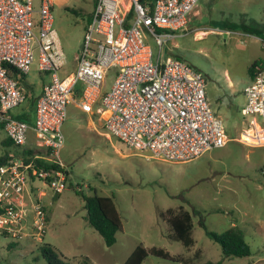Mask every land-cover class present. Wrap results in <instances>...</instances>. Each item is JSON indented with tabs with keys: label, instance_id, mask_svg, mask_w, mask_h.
Listing matches in <instances>:
<instances>
[{
	"label": "built area",
	"instance_id": "1",
	"mask_svg": "<svg viewBox=\"0 0 264 264\" xmlns=\"http://www.w3.org/2000/svg\"><path fill=\"white\" fill-rule=\"evenodd\" d=\"M201 1L130 0L125 11V0H94L76 70L64 76L57 0H0V129L16 147L0 167V236L44 243L48 215L31 185L38 180L56 193L67 189L68 168L60 155L69 105L97 112L109 137L152 161L189 163L229 143L223 121L210 107L203 75L183 61L160 57L174 33L188 30ZM147 34L159 49L156 58ZM36 55L48 81L29 124L18 119L28 112L14 116L12 111L27 101L24 82ZM244 95L250 126L264 132V63ZM31 130L36 149L27 146Z\"/></svg>",
	"mask_w": 264,
	"mask_h": 264
},
{
	"label": "rangeland",
	"instance_id": "2",
	"mask_svg": "<svg viewBox=\"0 0 264 264\" xmlns=\"http://www.w3.org/2000/svg\"><path fill=\"white\" fill-rule=\"evenodd\" d=\"M216 2L221 10L226 6L233 10L232 17L226 15L230 22L260 31L261 41L240 37L239 42L237 39L229 42L223 48L225 54L220 57L194 58L198 71L205 78L206 92L209 87L214 89L222 67H236L232 71L234 76L248 77L252 63L247 65V62L255 58L264 60V0L258 3L244 0ZM93 4L94 0H60L55 6V29L67 59L64 76L76 70V56L82 49ZM130 4V0H125V11ZM219 14L218 11L208 15L206 20L221 24L224 19ZM146 38L156 58L158 47L148 34ZM47 81L48 75L38 70L36 55V62L26 76V83L31 87L30 90L26 88L28 96L32 93L33 97H38ZM112 83L107 81L106 89ZM30 101L13 110L12 115L23 110L34 119ZM225 122L229 143L224 148L209 151L192 162L178 164L148 160L144 157L147 154L109 137L105 129L100 133L90 130L86 115L75 104L69 105L60 155L68 168L67 189L56 193L38 180L31 185L33 195L41 200L48 215L44 243H15L0 236V263L48 264L39 249L48 245L59 260L70 264H124L136 247L143 245L146 249L161 248L174 257L185 259L187 264L220 260L223 264H264V147L239 143V130ZM5 140L8 137L0 129V157L7 151L16 150L15 146L5 147ZM27 146L37 148L33 130L28 134ZM95 194L112 198L122 220L123 230L117 233V242L111 247L88 221L85 197ZM182 209L193 215L195 243L188 248L172 240L168 223V218ZM168 210L173 211L172 214ZM234 222L245 232L251 257L223 259L220 245L206 234L205 230L222 234ZM143 264L180 263L149 255Z\"/></svg>",
	"mask_w": 264,
	"mask_h": 264
},
{
	"label": "crops",
	"instance_id": "3",
	"mask_svg": "<svg viewBox=\"0 0 264 264\" xmlns=\"http://www.w3.org/2000/svg\"><path fill=\"white\" fill-rule=\"evenodd\" d=\"M244 1L258 3L262 0ZM57 2H60V0H57ZM219 7L220 4H218L216 0H202L190 17L188 30L181 33H174L172 39L168 40L161 48L160 57L162 61L167 58L177 59L189 64L198 71V64L196 60H193L196 57L206 58L208 60L212 59L213 56L220 57L225 54L223 48H226L229 42L232 43L236 39V41L239 42L240 37L254 38L255 42L261 41L259 35L251 34L247 31V28L253 27L239 24L238 22H230L228 20L229 18L227 16L232 17L234 15L232 12L233 10L228 9L227 6L222 10V7ZM218 11L220 13L219 16L221 15L224 19L223 23L215 24L206 20L208 15L210 17L213 13H217ZM240 12L241 11H239V13ZM243 13L248 15L246 11H243ZM252 21H255V19L252 18ZM260 25L263 26V24ZM257 61L264 63V60L255 58L252 62L248 61L247 65L252 63V66ZM235 69L236 67H222V70L217 74L219 81L215 83L214 89L210 87L207 88V98L210 107H212L213 112L223 122L226 121L235 130H239L240 134L237 139L239 143L248 147H264L258 146L264 143V132H262L258 126L252 128L250 126V120L248 121V117L244 113V107L246 105L244 89L254 78L250 70L248 77H236L232 74V71ZM63 74L65 75L66 72ZM77 96H79L78 93ZM82 113L86 115L90 130L99 133L100 130H104L103 117L101 115L97 112ZM252 131L257 132L252 133ZM103 134L105 133H102V135ZM256 134L259 135L258 138H256ZM236 225L237 223L234 222L232 226Z\"/></svg>",
	"mask_w": 264,
	"mask_h": 264
},
{
	"label": "trees",
	"instance_id": "4",
	"mask_svg": "<svg viewBox=\"0 0 264 264\" xmlns=\"http://www.w3.org/2000/svg\"><path fill=\"white\" fill-rule=\"evenodd\" d=\"M139 1L143 4L150 2V0ZM247 31L251 34L260 35V31L254 28L249 27L247 28ZM157 32L160 33L163 31L158 30ZM261 64L262 62L257 61L250 67V73L253 78H255L257 67ZM24 84L28 90L31 89V87L26 82H24ZM81 88L82 87H80L78 91L79 96L81 93ZM37 99L38 97H33L32 93H30V95L27 97V101L31 100L30 106L33 114L35 112ZM18 119L29 124H32L34 122L31 114H22L18 117ZM3 142L5 147L7 148L14 146L10 139ZM12 152L13 151H7L0 157V167L11 159ZM263 172L264 167L262 169V173ZM85 209L88 213V221L90 225L101 235L106 245L108 247L115 245L117 242V233L123 230V224L114 200L110 197H103L97 194L91 197H85ZM168 212L172 214L173 211L168 210ZM168 223L172 230V240L181 242L187 248L194 245V225L193 215L191 214V212L182 209L178 214L171 215L168 218ZM202 223L203 222H201V224ZM205 231L209 238L220 245L223 259L251 257L252 250L249 243L246 241L245 232L238 225L232 226L222 234H217L208 230ZM39 249L41 251L42 257L47 261L48 264H70L68 262H64L63 260H59L57 255L53 253L52 249L48 245H43ZM149 255L160 257L180 264H187V261L185 259L174 257L169 252H166L161 248L158 249L156 247H153L151 249H146L143 245L137 246L124 264H143L145 259ZM205 264H223V260H220L216 263L207 262Z\"/></svg>",
	"mask_w": 264,
	"mask_h": 264
}]
</instances>
